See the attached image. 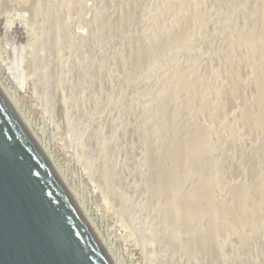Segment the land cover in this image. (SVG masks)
<instances>
[{"label": "rangeland", "instance_id": "rangeland-1", "mask_svg": "<svg viewBox=\"0 0 264 264\" xmlns=\"http://www.w3.org/2000/svg\"><path fill=\"white\" fill-rule=\"evenodd\" d=\"M180 1L0 0V82L120 264H264L259 0ZM186 17L193 29L173 42ZM184 129L208 145V167L182 151L173 187L162 170ZM214 177L218 206L193 214L187 191ZM177 206L192 219L175 223ZM211 220L233 232L211 238Z\"/></svg>", "mask_w": 264, "mask_h": 264}, {"label": "water", "instance_id": "water-1", "mask_svg": "<svg viewBox=\"0 0 264 264\" xmlns=\"http://www.w3.org/2000/svg\"><path fill=\"white\" fill-rule=\"evenodd\" d=\"M0 264H115L1 92Z\"/></svg>", "mask_w": 264, "mask_h": 264}, {"label": "bare ground", "instance_id": "bare-ground-1", "mask_svg": "<svg viewBox=\"0 0 264 264\" xmlns=\"http://www.w3.org/2000/svg\"><path fill=\"white\" fill-rule=\"evenodd\" d=\"M69 1V0H68ZM182 1V0H181ZM180 1V4H181V6L183 7V5L182 4H184V3H182ZM226 1V0H225ZM228 2H229V0H228ZM258 2V1H257ZM186 5H188V4H186ZM224 5V4H223ZM198 6V5H197ZM228 6V5H227ZM229 6L231 7V5H230V3H229ZM168 7V6H167ZM181 8V7H180ZM174 9V8H173ZM198 9V8H197ZM225 9V8H224ZM231 10V9H230ZM258 12H259V14L261 15V20H262V22H261V26L259 27L260 28V30H258L259 32L258 33H255L254 34V38H255V36H259V34H261L263 37H264V0H259V6H258ZM192 11V10H191ZM198 11H199V9H198ZM198 11H197V13H198ZM201 11V10H200ZM200 13V12H199ZM190 15V14H189ZM195 15H197V14H195ZM202 15V14H201ZM192 17V16H191ZM245 17V16H244ZM118 20V19H117ZM258 20H260V19H258ZM165 22V21H164ZM192 26V24H191V21H190V18H188V17H186V19H185V23H184V25H183V28H182V30H181V32H180V34H179V37L177 38V36H175L174 38H173V42H178L179 40L181 41H183V39H185V37L187 36V34H188V31L192 28L191 27ZM193 29V28H192ZM200 30V29H199ZM190 32V31H189ZM192 32V31H191ZM185 36V37H184ZM244 37V36H243ZM186 38H188V37H186ZM156 40V39H155ZM186 40V39H185ZM170 41V40H169ZM172 41V40H171ZM181 41V42H182ZM244 41H246V40H244ZM229 43H230V41H229ZM174 44H176V43H174ZM178 44V43H177ZM227 44V43H226ZM243 45V44H246L245 46H244V49H245V47L247 48V46H249L247 43H245V42H241L240 44H235V45H230V48H229V52H233V50H235V51H237L236 49H239L240 48V45ZM237 45V46H236ZM264 45V44H263ZM179 46H180V44L178 45V48H179ZM181 47V46H180ZM239 47V48H238ZM241 48H243V46L241 47ZM240 50H242V49H240ZM261 50L263 51V53H261V54H263L264 55V46L263 47H261ZM258 51V50H257ZM260 51V50H259ZM261 51V52H262ZM241 52H243V51H241ZM146 53V52H145ZM240 53V52H239ZM258 53V52H257ZM238 54V53H237ZM232 55V54H231ZM256 55H259V54H256ZM230 56V55H229ZM233 56H235V54L233 55ZM240 56V55H239ZM249 56V55H248ZM255 55H254V53H252L250 56H249V64H250V66H253L254 68H255V66H257V64H256V60H255V57H254ZM258 57V56H257ZM260 57H262V56H260ZM263 58V57H262ZM240 59V58H239ZM258 59V58H257ZM240 61V60H239ZM256 61V62H255ZM264 61V60H263ZM256 64V65H255ZM259 64V63H258ZM261 64V63H260ZM264 66V65H263ZM262 67V66H261ZM226 68H227V66H226ZM260 68V67H259ZM229 70H233L234 71V68H233V65L232 64H229ZM253 71V70H252ZM184 72V71H183ZM221 72V71H220ZM186 73V72H185ZM225 73H226V71H225ZM230 73V72H229ZM260 73V75H259V78L257 79L258 81V86L257 87H259V89H258V95H259V99H260V106H261V113H260V120H258L259 121V124H260V126L263 128V132H264V71H262V72H259ZM228 74V73H227ZM181 76V75H180ZM258 76V75H257ZM228 79V78H227ZM217 80V79H216ZM185 81V80H184ZM230 82V81H229ZM231 83H233V85H232V87L230 88V93L231 94H234L235 93V91H234V82H231ZM183 84V83H182ZM222 86V85H221ZM231 86V85H230ZM228 87V86H227ZM0 92L2 93V95H3V97L7 100V102L10 104V106L13 108V110H14V112L17 114V116H18V118L21 120V122L23 123V125L26 127V129L28 130V132L31 134V136H32V138L37 142V144H38V146L41 148V150L44 152V154L51 160L52 158H51V156H50V154H48V152H47V148L45 147V146H43V144H41V142L39 141V139H38V137L35 135V133L33 132V130H32V128L30 127V125L28 124V122L26 121V119L24 118V116H23V114L21 113V111L18 109V107H17V105H16V103H15V101H14V99L11 97V95L9 94V92L6 90V88L1 84V82H0ZM187 93V92H186ZM198 94H196V96H197ZM230 95V94H229ZM231 96V95H230ZM173 98V97H172ZM171 98V99H172ZM186 98V97H185ZM218 98V97H217ZM228 98H229V96H228ZM230 101V100H229ZM181 102V101H180ZM187 102V101H186ZM231 102V101H230ZM185 103V102H184ZM189 103V102H188ZM231 103H233L234 104V102H231ZM180 104H182V102L180 103ZM224 104V103H223ZM187 105V104H186ZM226 105V104H225ZM172 106V105H171ZM198 106V105H197ZM175 108H177V107H175ZM174 108V109H175ZM182 108V107H181ZM185 108V107H184ZM188 108V107H187ZM203 108V107H202ZM227 108V107H226ZM231 108V107H230ZM173 109V110H174ZM170 110V109H169ZM172 110V111H173ZM177 110V109H176ZM183 110V109H182ZM174 112V111H173ZM179 112V111H178ZM181 113V112H180ZM204 113V112H203ZM235 113V112H234ZM171 114H172V112H171ZM170 114V115H171ZM174 114H175V112H174ZM176 115V114H175ZM182 115V114H181ZM173 117V116H172ZM172 117H170L171 119L169 120V124H172L171 125V127L174 125V123H175V120H174V118H172ZM198 118V117H197ZM202 120V119H201ZM204 120V119H203ZM247 120V125H248V127L249 128H251V129H254V119L252 120V119H246ZM174 122V123H173ZM204 122V121H203ZM170 127V128H171ZM169 128V129H170ZM179 128V127H178ZM178 128H176V125L174 126V131L176 132V129L178 130ZM182 128H184V127H182ZM172 130H173V128H172ZM171 130V131H172ZM181 131V130H180ZM180 131H179V133H180ZM188 131V130H187ZM248 131H250V130H248ZM183 132V131H182ZM253 134V133H252ZM178 135V134H177ZM256 135V134H255ZM233 136V135H232ZM169 138V137H168ZM176 139H178V137H175ZM172 139V138H171ZM181 139H182V141H179L180 139H178V140H175V143H173L172 142V146H170L171 147V151H172V158L173 159H171V160H174V163L173 164H176L175 166H173V168H172V165L169 167V168H167L166 169V171L165 170H162V174H164V172H165V174H164V176H165V179H170V182L172 183V185L171 186H178V183L180 182L179 181V173H178V168H177V163H178V160H179V157H181L182 155H183V152L182 151H187L188 153V155L186 156V157H188L189 155H192L193 156V158L197 161V163L200 165V166H205L206 167V165H208L207 163H206V161H207V155H208V153H209V147H208V145H206V143H204V144H201L198 140H197V136H196V134L195 133H188V135L186 134V131H185V129H184V132H183V135H181ZM168 140V139H167ZM173 140V139H172ZM171 143V142H170ZM169 143V144H170ZM208 143V142H207ZM168 146V148H170ZM183 146H184V148L185 149H183ZM182 147V148H181ZM166 148V147H165ZM167 148V149H168ZM166 149V150H167ZM183 149V150H182ZM151 151H153V150H151ZM170 151V150H169ZM168 151V155H169V152ZM167 153V152H166ZM165 153V154H166ZM167 155V156H168ZM167 156L165 157V158H167ZM170 156V155H169ZM171 157V156H170ZM169 157V158H170ZM163 158V157H162ZM168 158V159H169ZM193 159V160H194ZM167 160V159H166ZM165 160V161H166ZM182 159H180V161H181ZM209 160V159H208ZM161 161V160H160ZM162 161H164V160H162ZM179 161V162H180ZM159 162V161H158ZM208 162V161H207ZM160 163V162H159ZM209 163H210V161H209ZM166 164H167V162H166ZM168 164H170V162H168ZM172 164V163H171ZM198 165V166H199ZM209 165H211V164H209ZM164 166V165H163ZM262 166V165H261ZM160 167V166H159ZM208 167V166H207ZM206 167V168H207ZM164 168H166V167H164ZM202 169H204V168H202ZM201 169V170H202ZM158 170H160V169H158ZM172 170V171H171ZM256 170V169H255ZM59 171V170H58ZM176 171H177V173H176ZM262 171V170H261ZM159 172V171H158ZM252 172V175H255L256 176V174H258V173H254L255 171L254 170H252L251 171ZM159 173H161V172H159ZM261 173V172H260ZM259 173V174H260ZM161 174V175H162ZM174 174H176V175H174ZM181 174V173H180ZM259 174L257 175V177L259 176ZM59 175L61 176V179H62V181H63V183L67 186V188H68V190H69V192H71V194L73 195V198L75 199V201L78 203V206H79V209L81 210V212L83 213V215H84V217H85V219L87 220V222H88V224H90V226H91V228L94 230V232H95V234H96V236L99 238V240L101 241V243L103 244V246L107 249V252L110 254V256L113 258V261L115 262V264H120V261H119V259H118V257L117 256H115L114 254H113V251H112V248H111V246L107 243V241L105 240V238L101 235V233L99 232V230L95 227V225H94V223L91 221V219L87 216V211L85 210V207L83 206V204L81 203V202H79L78 201V199H77V197H76V195L73 193V191L69 188V186L67 185V183H66V181L63 179V177H62V175H61V173L59 172ZM251 175V176H252ZM174 176H176L175 178H174ZM161 177V176H160ZM163 177V176H162ZM262 177V176H261ZM259 179H260V176L258 177ZM174 179V180H173ZM181 179V178H180ZM218 179L219 178H216V177H214V178H212V180H210V178L208 179V178H203V179H201V181H200V183L197 185L196 184V187H194V188H192V189H190V190H188L187 191V200H188V202H189V200H190V202L192 201V202H194L193 203V214L195 213L196 214V212H197V210L198 211H202V207L203 206H205V207H207L206 209H207V211H208V209H209V211H211V210H215V206H218L217 204H216V201H215V199H216V195H214V194H212L213 192H211V189H210V187H212V185H213V182H216V184H219L217 181H218ZM159 180V179H158ZM173 180V181H172ZM200 180V179H199ZM169 182V181H168ZM167 182V183H168ZM224 182V181H223ZM163 184H165V183H163ZM170 186V185H169ZM219 187H220V185H219ZM172 188V187H171ZM176 189V188H175ZM178 189V188H177ZM222 189H223V186H222ZM217 191L216 192H219V190L218 189H216ZM163 191V190H162ZM214 191V190H213ZM224 191V190H223ZM215 193V192H214ZM217 194V193H216ZM220 194V193H219ZM255 194H258L259 196H258V198L260 197L261 198V200H260V204L261 205H263L264 206V186H262V187H260V188H258V190H257V193H255ZM219 196V195H218ZM220 198V197H219ZM234 197H231L230 199H229V207H230V209H231V211L233 212V215H237V218L238 217H242V215L244 214L245 216H246V218L248 217L243 211L245 210V209H243V208H247V206L245 205V201H242V200H239V203L237 204L236 202H234V200H232ZM257 198V197H256ZM224 199H226V198H224ZM228 199V198H227ZM217 200V199H216ZM219 201H220V199H218ZM217 200V202H219ZM257 200H259V199H257ZM177 202V201H176ZM180 202V201H179ZM178 202V203H179ZM190 202H189V204H190ZM215 202V203H214ZM180 204V203H179ZM188 204V203H187ZM188 204V205H189ZM216 204V205H215ZM173 205H175V204H173ZM183 205V204H182ZM181 205V206H182ZM185 205V204H184ZM187 205V206H188ZM227 205V206H228ZM260 205V206H261ZM249 206H251V205H249ZM221 207V206H220ZM185 208H186V206H185ZM224 208V207H223ZM187 209V208H186ZM188 209H190L191 210V207L189 206L188 207ZM188 209L187 210H184L185 212L183 213L182 211H181V208H179L178 206L177 207H174L173 208V214H172V218L171 219H173L174 220V222L175 223H178L179 222V220H180V218H181V216L184 214V216L186 217V218H189L190 217V214H189V211H188ZM226 209H227V207H226ZM219 210V209H218ZM224 209H222V211H223ZM251 210V209H250ZM259 210V209H258ZM204 211H205V209H204ZM221 211V210H220ZM228 211V210H227ZM252 211V210H251ZM182 212V213H181ZM192 212V211H191ZM190 212V213H191ZM217 212V211H216ZM225 212H226V210H225ZM225 212H224V214H225ZM229 212V211H228ZM231 212V213H232ZM199 213V212H198ZM227 213V212H226ZM189 214V215H188ZM200 214V213H199ZM213 214V213H212ZM218 214V213H217ZM214 215V214H213ZM227 215V214H226ZM226 215H225V218H226ZM195 216V215H194ZM193 216V218H195ZM229 216V215H228ZM227 216V217H228ZM231 216V215H230ZM231 217H233V216H231ZM183 219H185V218H183ZM189 219H192V217H190ZM242 219V218H241ZM245 218H243L242 219V221L244 220ZM226 220V219H225ZM250 220V219H249ZM248 220V221H249ZM189 221V220H188ZM192 221H195L194 219L192 220ZM228 221V220H227ZM230 221V220H229ZM187 222V221H186ZM192 223V222H191ZM244 223H245V221H244ZM231 224V223H230ZM228 222H226V221H224V222H219L218 220H211L210 222H209V225H208V230H209V235L210 236H212L211 238H213V237H215L216 236V234L218 233L217 231L218 230H220V229H224L225 231H227L228 233H230V232H233V230H232V228H231V225H230ZM242 224V223H241ZM192 225V224H191ZM194 225V224H193ZM192 225V226H193ZM246 227V226H245ZM193 228V227H192ZM227 229V230H226ZM231 229V230H230ZM229 230V231H228ZM221 231V230H220ZM223 231V230H222ZM220 233V232H219ZM237 234V233H236ZM228 235V234H227ZM215 241V240H214ZM204 242V241H203ZM216 242V241H215ZM209 243V242H208ZM245 243V242H244ZM122 263V262H121Z\"/></svg>", "mask_w": 264, "mask_h": 264}]
</instances>
